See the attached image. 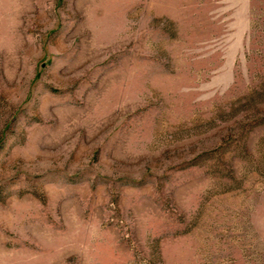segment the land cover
<instances>
[{
  "label": "rangeland",
  "instance_id": "374dc122",
  "mask_svg": "<svg viewBox=\"0 0 264 264\" xmlns=\"http://www.w3.org/2000/svg\"><path fill=\"white\" fill-rule=\"evenodd\" d=\"M0 264H264V0H0Z\"/></svg>",
  "mask_w": 264,
  "mask_h": 264
}]
</instances>
